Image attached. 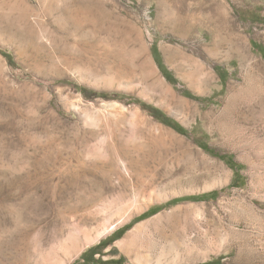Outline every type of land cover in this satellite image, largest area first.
Here are the masks:
<instances>
[{"label": "rangeland", "instance_id": "obj_1", "mask_svg": "<svg viewBox=\"0 0 264 264\" xmlns=\"http://www.w3.org/2000/svg\"><path fill=\"white\" fill-rule=\"evenodd\" d=\"M118 147L136 162L66 191ZM104 240L122 264H264V0H0V264Z\"/></svg>", "mask_w": 264, "mask_h": 264}, {"label": "bare ground", "instance_id": "obj_2", "mask_svg": "<svg viewBox=\"0 0 264 264\" xmlns=\"http://www.w3.org/2000/svg\"><path fill=\"white\" fill-rule=\"evenodd\" d=\"M132 150V149H131ZM127 164L136 162L132 152L123 147L107 148V152L94 151L79 159L78 164L72 168L68 175L72 174L67 184L66 191L83 181H107L112 175L119 174L118 160Z\"/></svg>", "mask_w": 264, "mask_h": 264}, {"label": "trees", "instance_id": "obj_3", "mask_svg": "<svg viewBox=\"0 0 264 264\" xmlns=\"http://www.w3.org/2000/svg\"><path fill=\"white\" fill-rule=\"evenodd\" d=\"M152 51L153 54L155 55V59L158 58V49L156 44H153L152 46ZM163 73L165 75V77L168 80H173L171 74L167 71V70H163ZM190 97L191 94H187ZM154 115L160 119L163 123H165L166 125L172 127L173 129H175L176 131L180 132V133H185V130L178 124L172 122L168 117H166L164 114H162L160 111L158 110H153ZM201 147H203L206 151L219 156L222 159L226 158V155L223 154H219L218 152H216L215 150H213L208 144L201 142ZM228 161L235 166V164L231 161V158H227ZM215 192L209 193V194H202L200 196H197L196 198L198 199H207L210 196L214 195ZM152 211L149 210L147 212L142 213L141 215H139L138 217L135 218V220L141 219L145 216H147L150 212ZM110 242L104 240L101 241L98 245L92 246L89 249H87L86 251H84L81 254V260H82V264H122L121 258L119 259H108V260H103L102 259V249L105 248L107 245H109ZM96 254H99V257H96ZM217 260H210V261H206V262H202L199 264H217Z\"/></svg>", "mask_w": 264, "mask_h": 264}]
</instances>
